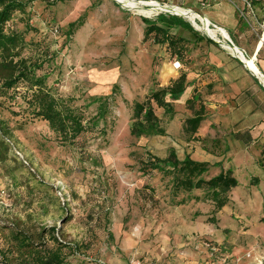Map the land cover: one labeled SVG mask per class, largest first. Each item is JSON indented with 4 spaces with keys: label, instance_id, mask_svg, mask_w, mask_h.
Here are the masks:
<instances>
[{
    "label": "rangeland",
    "instance_id": "1",
    "mask_svg": "<svg viewBox=\"0 0 264 264\" xmlns=\"http://www.w3.org/2000/svg\"><path fill=\"white\" fill-rule=\"evenodd\" d=\"M21 1L25 12L8 22V33L23 38L19 58L30 64L31 78L43 80L51 95L83 117L86 129L72 144L63 143L28 108L26 81L10 90L0 83V264H18L16 234L40 251L55 248L51 230L67 245L64 264H264V125L230 122L218 116L223 105L209 101L207 119L195 134L185 133V121L212 93L208 87L195 91L192 106L182 97L172 102L171 118L155 110L163 136H130L133 102L167 87L189 62L187 39L181 60L152 36L143 42L141 18L172 15L111 0ZM134 1L184 8L183 0ZM247 1L252 14L242 6L236 15L264 31V0ZM239 102L245 116L248 101ZM231 130L240 140L249 132L251 144L242 146ZM171 151L208 162L204 180L231 171L238 185L226 194L225 207L216 210L205 189L174 194L171 177L139 171L140 161Z\"/></svg>",
    "mask_w": 264,
    "mask_h": 264
},
{
    "label": "trees",
    "instance_id": "2",
    "mask_svg": "<svg viewBox=\"0 0 264 264\" xmlns=\"http://www.w3.org/2000/svg\"><path fill=\"white\" fill-rule=\"evenodd\" d=\"M51 4L54 5L55 2L53 1ZM249 5L251 9L254 7L252 2H250ZM26 7L27 3L21 0H0L1 87L5 90H10L15 88L20 81H26L31 91V95L27 99V105L28 108L31 109L33 116L38 120L46 122L50 131L54 133L60 141L65 144H72L86 129L83 117L76 114L70 107L51 95L45 89L43 80H34L30 77L32 74L30 64L27 65L25 60L19 58L20 50L23 45V38L20 34L8 33L10 28L8 22L12 19L14 13H24ZM249 8H245L247 9L246 16L252 14ZM141 21L145 26L143 42H146L152 36L154 44L160 46L165 45L170 52V56H175L178 60H181L182 57L181 52L184 49V38L178 36L173 31L175 29H182L192 35H198L188 23L176 16L159 14L154 20L141 18ZM245 21L254 25L253 22H250L251 20ZM79 26H81V24ZM69 27L72 29L75 25L70 24ZM201 40L203 39L201 38L199 41ZM3 72L6 75L2 76ZM187 87L186 74L181 73L175 80H172L167 87L151 91L150 95L142 102H133L131 107V124L129 127L130 136L134 138L163 136L165 132L160 127L155 110L161 109L165 115L171 118L174 114L172 102L182 97ZM195 91L196 90H193L190 99L185 103L186 105L192 106L195 101ZM197 100L199 102V98ZM205 111L206 109L201 103L198 111L194 113L193 117L185 121V133L193 135L197 132L200 123L205 120ZM98 115V118H102L104 113H99ZM247 133V138L244 140L241 139L246 145L251 142V136L249 132ZM236 139L241 141L239 138ZM261 155L264 157V149L261 151ZM139 164V171L143 174L156 171L171 177V185L174 194H178L179 192L188 193L193 190H207L209 199L214 203L218 211L228 203L226 194L238 185L236 178L233 177L230 170L221 172L208 180H204L202 177L208 172V162L194 161L189 156L179 159L174 151H171L166 158L150 155L148 159L140 161ZM261 168L264 173V163ZM258 183V178H253L251 184L256 186ZM54 232L55 230L50 231L57 246L47 251L38 250V245L32 243L29 237L16 234L14 239L16 241L17 251L21 252V258L18 264H64L65 253L63 250L67 248V245L58 242L54 237Z\"/></svg>",
    "mask_w": 264,
    "mask_h": 264
},
{
    "label": "crops",
    "instance_id": "3",
    "mask_svg": "<svg viewBox=\"0 0 264 264\" xmlns=\"http://www.w3.org/2000/svg\"><path fill=\"white\" fill-rule=\"evenodd\" d=\"M255 1L258 3L260 0ZM243 2L244 0H183L181 4L185 9L208 20L210 25L223 29L229 36L233 47L240 50L244 58L251 60L258 73L264 76V31L262 27L254 28V25L252 26L245 20L244 22L236 15L238 12L236 8L243 10ZM242 6L243 8H241ZM178 36L187 39L191 47L189 62L186 61L183 68L188 84L187 89L202 93V89L212 88V93L204 98L206 102H202L206 111L209 107L207 102L213 101L223 105L224 113L218 114V116L224 118L227 116L230 118V122L236 121L237 123L243 119L253 122L251 127L264 125V89L260 76L248 70L235 55L218 46L209 38L199 41L201 39L199 35H193L191 38H185L181 34ZM171 73L170 71L169 74ZM187 89L182 95L185 103L191 97V93L188 94ZM241 98L247 99L249 105L248 113L245 116H241L239 102ZM228 104H232L234 107L231 108ZM207 114L205 120L208 117ZM234 125L232 124V126ZM262 132L260 136L264 138V130ZM231 134L235 137L238 132L231 130ZM242 144L245 147L249 146L251 142L248 145Z\"/></svg>",
    "mask_w": 264,
    "mask_h": 264
},
{
    "label": "bare ground",
    "instance_id": "4",
    "mask_svg": "<svg viewBox=\"0 0 264 264\" xmlns=\"http://www.w3.org/2000/svg\"><path fill=\"white\" fill-rule=\"evenodd\" d=\"M113 1H116L119 4H121L122 6L127 7L131 10L141 11L142 13H145V12H144V10H140L137 7L138 4L151 6V7L155 8L156 11L165 12V13H168V12L173 13V14L184 17L186 20L191 22L197 30H201L203 32L205 31V33L210 38H213L216 41H217V37H216L217 34H219V36L224 38V40H227V39L230 40L229 36L227 35V33L223 29H218V30L210 29L208 20L198 16V14L194 13L193 11H191L189 9L180 8L177 6H171V7L161 6L156 2H139V3H136L134 0H113ZM152 11L148 10L146 12V15H151ZM197 22H201V24H199ZM220 43L223 46V48H225L227 50L229 49L233 55L236 54V56L239 58L240 61L243 62L244 66L248 70L252 71L253 73H255L256 75L259 76L258 71H257L254 63L251 60L244 58V56L242 54L236 53L234 49L228 48V46L225 43H223L222 41H220ZM238 51H240V50H238Z\"/></svg>",
    "mask_w": 264,
    "mask_h": 264
},
{
    "label": "water",
    "instance_id": "5",
    "mask_svg": "<svg viewBox=\"0 0 264 264\" xmlns=\"http://www.w3.org/2000/svg\"><path fill=\"white\" fill-rule=\"evenodd\" d=\"M111 1H113V0H111ZM113 2H114L115 4H117L118 6L122 7V8H127V7L122 6L121 4H119V3L116 2V1H113ZM145 6H147V5H145ZM164 13H165V12H164ZM167 14L172 15V16H176V17H179V18H184V17H182V16H179V15H176V14H173V13H169V12H168ZM184 19H185V18H184ZM200 23H201V22H200ZM190 24H191V27L193 28V30L198 31V30L193 26L192 23H190ZM204 34L206 35L207 38H209L210 40L214 41L212 38H210V37L205 33V31H204ZM227 46H228V48H230V49H234L236 53L242 54L240 51H238V49H236L235 47H233L230 43L227 44ZM234 55H235V57L238 59V61H239L241 64H243V62L239 60V58L236 56V54H234ZM242 55H243V54H242ZM258 74H259V73H258ZM257 76H258V75H257ZM259 76H261V75L259 74ZM260 81H261V84H262L261 77H260Z\"/></svg>",
    "mask_w": 264,
    "mask_h": 264
},
{
    "label": "built area",
    "instance_id": "6",
    "mask_svg": "<svg viewBox=\"0 0 264 264\" xmlns=\"http://www.w3.org/2000/svg\"><path fill=\"white\" fill-rule=\"evenodd\" d=\"M244 4L246 5V7H248V8L250 7V5H249V3H248L247 0L245 1ZM168 7H169V6H168ZM210 26L212 27V30H218V29H220V28H217L216 26H212V25H210V23H209V27H210ZM212 39H213V38H212ZM223 39H224V38H223ZM213 40H214V39H213ZM213 42L216 43L218 46L223 47V46L221 45V43H220V40H217V41L214 40ZM222 42L225 43L226 45L229 44V43L232 45L231 41L228 40V39H227V40H224V41H222ZM232 46H233V45H232ZM228 51H230V50L228 49ZM261 80H262V84H261V85H262V88L264 89V77H263V76H261ZM131 264H139V262H132Z\"/></svg>",
    "mask_w": 264,
    "mask_h": 264
}]
</instances>
